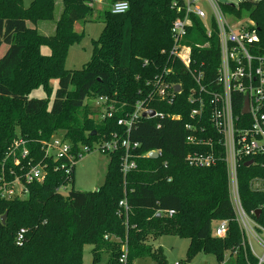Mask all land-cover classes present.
<instances>
[{
	"label": "trees",
	"instance_id": "obj_1",
	"mask_svg": "<svg viewBox=\"0 0 264 264\" xmlns=\"http://www.w3.org/2000/svg\"><path fill=\"white\" fill-rule=\"evenodd\" d=\"M124 1L129 7L121 14H112L103 5V28L92 40L90 59L81 68L66 69L67 50L82 36L74 24L87 20L97 4L61 0L53 34L43 35L36 24L53 19L54 0H31L28 7L23 0H0V46H5L0 55V179L21 176L28 161L46 165L44 180L26 184L25 197L0 195V264H81L85 244L91 245L92 264L104 253L105 264H122L119 258L125 250V264L142 257L165 264L162 247L148 243L149 238L162 235L188 239L185 259L205 252L222 264H257L249 248L242 246L229 198L221 138L210 123L209 98L199 93L181 63L169 55L170 28L176 16L172 4L181 0ZM239 8L249 11L255 21L264 51V0L245 1ZM223 9L239 12L238 6L227 3ZM203 30L202 23L193 19L187 43L192 67L203 70L201 83L211 90L217 88L219 49L215 36L208 38ZM42 45L48 47L47 54L40 52ZM160 77L180 85L170 104L156 95L155 80ZM52 79L56 87L51 100L29 96L39 87L49 91ZM99 96L113 104L112 116L100 118L106 104L93 110L90 103ZM233 99L238 115L243 97L234 94ZM137 104L163 113V117L141 116L127 135L117 120ZM186 124L195 127L191 131L200 137L191 144L185 138L189 133ZM54 136L66 139L75 150L81 145H97L107 157L97 190L75 189L74 166L67 177L63 169L56 168L58 161L44 155L42 143ZM124 138L137 143L128 150L134 167L126 173L121 170L125 148L120 144L115 149L102 146ZM19 139L25 141L29 153L24 159L16 150L20 163L14 165L10 152ZM149 151H157L158 156H148ZM190 153L213 154L215 163L193 165L187 160ZM249 158L254 163L245 166ZM249 158L241 159L236 171L240 201L250 214L264 205V191L249 186L252 178L264 176V156ZM66 185L68 191L60 193L58 189ZM121 200L126 217L118 215L123 211ZM219 219L227 221L223 238L211 234L213 221ZM256 221L264 226L263 208ZM20 229L25 230L24 238L17 245ZM112 234L119 240L104 237ZM224 256L228 259L223 263Z\"/></svg>",
	"mask_w": 264,
	"mask_h": 264
},
{
	"label": "built area",
	"instance_id": "obj_2",
	"mask_svg": "<svg viewBox=\"0 0 264 264\" xmlns=\"http://www.w3.org/2000/svg\"><path fill=\"white\" fill-rule=\"evenodd\" d=\"M258 2L260 0H239L236 5L227 0L220 2L218 0H181L179 4L174 2L172 6L175 8L176 16L171 23V39L172 46L169 55L179 61L183 69L195 81L198 86L199 93H205L208 96L210 106V123L214 131H216L223 146V161L226 168L227 185L229 198L237 223L242 226L245 232L252 236L262 249V256L257 258V264L264 263V240L259 238L260 234H264V226L256 221L254 211L247 213L240 201L238 184H237V164L241 159L249 157L264 156V51L259 46L258 27L253 19L249 17V11L242 12L243 8H239L242 2ZM98 5H107L112 14H121L127 11L129 5L127 1L116 0L109 2L108 0H93ZM201 3H206L209 12L205 13ZM232 4L237 8L238 14L233 11L224 10L223 4ZM199 20L204 28V35L208 38L215 36L219 49V66L216 71V89L206 90L201 83L204 77L203 70H196L192 67V50L187 43L188 29L192 25V20ZM146 63V62H145ZM169 72L170 70L164 69ZM180 86L173 82H167L161 77L155 80L156 95L167 104L172 103L176 90L175 87ZM178 92V91H177ZM234 94H241L243 99L239 108V113H234L235 103ZM199 100V98H198ZM247 103V113L242 114L241 110L244 101ZM202 102V98L200 97ZM96 105L103 106L100 118L112 116L115 110L105 97L99 96L94 99ZM109 102V103H108ZM203 105V104H202ZM141 104H137L135 109L117 120V124L126 128L128 135L133 124L139 120L143 112L149 111ZM152 116L162 118L163 113L155 112ZM185 128L189 130L186 141L193 143L199 136L194 134L191 129L195 128L190 124H186ZM120 144L125 148L126 152L122 157L121 170L126 173L134 167V162L130 160L128 150L130 147H136L137 143H131L128 138L122 140H113L103 143V147L107 149H115ZM98 146L81 145L78 150L72 147V144L62 137H52L42 143V150L47 158L59 162L56 168L63 169L64 173L69 177L75 162L86 152ZM20 153L24 158L29 153L25 147V141L19 139L15 142L11 154L14 157V165L20 162L16 157ZM151 152V151H149ZM147 153V155L149 154ZM157 152V151H153ZM158 153V152H157ZM189 163L208 167L215 163V157L210 153H190L187 156ZM251 163H254L253 159ZM45 164L32 163L26 164L25 172L19 176L15 175L10 181L3 177L0 179V195L3 198L23 197L27 194L26 184L44 180L46 174ZM264 169V158L261 162ZM69 186V185H68ZM249 186L255 191H264V176L254 177L250 180ZM119 206L123 211L118 215L126 217V206L124 200L119 201ZM260 209V214L262 213ZM170 211L169 213H171ZM227 231V221L221 219L215 222L211 227L213 236L223 237ZM24 229H20L16 235V244L21 245L23 242ZM104 237H108L105 235ZM250 244V242H249ZM251 247V246H250ZM253 250V249H252ZM126 260V250L120 255L119 261L124 264Z\"/></svg>",
	"mask_w": 264,
	"mask_h": 264
},
{
	"label": "rangeland",
	"instance_id": "obj_3",
	"mask_svg": "<svg viewBox=\"0 0 264 264\" xmlns=\"http://www.w3.org/2000/svg\"><path fill=\"white\" fill-rule=\"evenodd\" d=\"M218 1L226 2L227 0H218ZM238 1L239 0H229V2L234 5H236ZM30 2L31 0H23V6L28 7ZM201 6L205 13L209 12V8L206 3H201ZM61 7H62L61 0H54L53 19L38 21L36 27L39 33L43 35L53 34L55 21L60 15ZM102 7L103 5L97 4L91 16H89L87 20L77 21L74 24L75 31L78 33H82V36L78 42L70 45L67 50L64 60V67L66 69L81 68L82 65L90 59V55L92 51V40L96 39L99 36L103 28V23L101 19V12H102L101 9H103ZM244 11H246V9L242 10V12ZM243 14H245V12ZM1 51H2V47L0 46V53L2 54L3 51L2 52ZM40 52L42 54H47L49 52V49L47 46L42 45L40 47ZM55 87H56V82L55 80L52 79L49 82V88H50L49 91H46L42 87H39L32 90L29 96L39 97V98L47 97L51 100L53 97V92ZM90 105H92L93 110H96V104L94 101L91 102ZM107 160H108L107 157L104 154H102L97 148L92 149L90 152L84 153L75 162L74 165L73 187L80 191L95 190L103 182L106 171ZM68 189H69L68 185L61 186L58 189V191L62 194H65L68 191ZM216 221L218 220L213 221L212 227ZM238 228L241 234L243 248L245 247L249 248L251 254L254 257L256 256L257 258H260L263 253L259 243L254 238H252V236L248 235L245 232L244 228L239 224H238ZM108 238L119 240V237L113 234L109 235ZM259 238L264 240V234H260ZM148 243H150L153 247H155L156 245L162 247L165 258V264H222V262H219L212 253H205V252H197L191 258L185 259L186 248L188 245V239L185 237H179L175 235H162L157 238H153V237L149 238ZM121 247L122 249L125 250L126 246L124 244L123 245L121 244ZM90 249H91V245L89 244H85L83 246L81 264H92V253ZM226 256H224L223 263L228 259V257ZM106 260H107V254L104 253L101 256V259L96 264H105ZM132 264H159V263L150 257H142L135 259Z\"/></svg>",
	"mask_w": 264,
	"mask_h": 264
},
{
	"label": "water",
	"instance_id": "obj_4",
	"mask_svg": "<svg viewBox=\"0 0 264 264\" xmlns=\"http://www.w3.org/2000/svg\"><path fill=\"white\" fill-rule=\"evenodd\" d=\"M175 90H176V91L179 90V86H176V87H175ZM241 113H242V114L247 113V103H246V100L244 101V105H243V107H242ZM153 114H154L153 110H149V111L143 112V113H142V116H143V117H145L146 115H148V116H152ZM148 156H151V157H157V156H158V153H157V152H153V151H151V152H149ZM251 162H252L251 160L247 161V162L245 163V166L250 165ZM95 190H97V188H96ZM259 215H260V209H256V210L254 211V217H255V218H258ZM5 217H6V213H4V214L1 216V221H2V222H4Z\"/></svg>",
	"mask_w": 264,
	"mask_h": 264
},
{
	"label": "crops",
	"instance_id": "obj_5",
	"mask_svg": "<svg viewBox=\"0 0 264 264\" xmlns=\"http://www.w3.org/2000/svg\"><path fill=\"white\" fill-rule=\"evenodd\" d=\"M1 47H2V51H4L5 46L2 45ZM2 51H1V52H2ZM0 54H1V53H0ZM156 246H159V245H156Z\"/></svg>",
	"mask_w": 264,
	"mask_h": 264
}]
</instances>
